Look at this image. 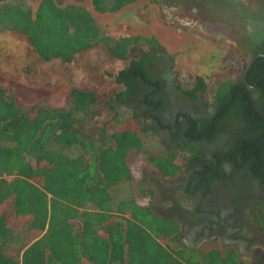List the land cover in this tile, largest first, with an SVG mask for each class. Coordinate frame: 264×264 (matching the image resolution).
Segmentation results:
<instances>
[{
	"label": "trees",
	"instance_id": "16d2710c",
	"mask_svg": "<svg viewBox=\"0 0 264 264\" xmlns=\"http://www.w3.org/2000/svg\"><path fill=\"white\" fill-rule=\"evenodd\" d=\"M7 1L0 0V18L9 23L2 29L24 33L43 61L71 63L98 43H106L107 52L124 61L125 66L109 77L119 87L107 100L111 110L135 109L138 97L143 105L160 108L156 93L161 85L147 68L151 56L142 51L136 59L129 57L131 48L139 44L159 49L155 39L125 37L108 42L82 6L39 0L31 10ZM131 2L91 0V6L94 12L112 13ZM251 70L264 71V59L258 58ZM247 81L253 83L248 77ZM206 84L204 77H195L180 93L197 100ZM234 87L229 100L232 113L254 123L245 138L242 133V146L234 145L252 157L238 163L247 164L264 184V146L256 144L264 134V113L242 90V82ZM258 87L264 89V83ZM96 101L95 93L74 89L62 109L40 105L21 109L13 90L0 88V264H241L234 251L170 247L179 240L181 221L160 214L157 207L137 205L130 191L133 177L126 156L145 145L144 131L137 130L138 115L133 112L127 121L114 116L104 122L96 142L82 138L75 129L77 114H86ZM219 117L213 118L214 125ZM198 139L186 134L180 149L202 153ZM174 160L169 150L148 157L160 178L168 180L181 171ZM231 162L238 166L236 159ZM121 188L127 191L125 198ZM146 192L153 195L148 188ZM260 212L264 231L262 208Z\"/></svg>",
	"mask_w": 264,
	"mask_h": 264
},
{
	"label": "flooded vegetation",
	"instance_id": "af4514ba",
	"mask_svg": "<svg viewBox=\"0 0 264 264\" xmlns=\"http://www.w3.org/2000/svg\"><path fill=\"white\" fill-rule=\"evenodd\" d=\"M150 4L159 10L161 5L173 7L172 11L182 19L211 32L212 44H219L218 49L229 48L235 58L245 63L240 70H230L236 72L234 75L207 82L204 93L193 100L177 90L171 57L160 48L148 49L145 45L148 57L151 56L147 68L161 85L156 93L161 103L154 110L140 103L138 97L134 105L158 134L164 151L169 150L184 166L174 179H166L167 184L158 183L161 198L172 204L164 213L175 216L183 224L181 237L186 241V248L195 250L198 246L195 244L215 241L227 252L234 251L239 261L261 264L264 231L260 218L254 214L256 208L264 212V184L256 179L247 164L238 163L243 157H252V153L234 149L236 143L242 146V133L245 138V134L252 132L254 123L237 118L229 100L234 86L242 82V90L264 113V89L258 87L264 83L261 75L264 71L251 70L258 58L264 59V0H148ZM171 26L186 31L192 28L188 23ZM207 95L209 101L202 97ZM218 116L214 125L213 118ZM191 123L195 124L193 129ZM186 134L200 136L196 145L202 153L180 149ZM256 144L264 146V134ZM233 158L237 160V167L231 162ZM239 176L248 181L246 190L237 189L235 181ZM179 177L183 179L179 181ZM236 194L240 197H235ZM247 209L252 210L253 217L247 214Z\"/></svg>",
	"mask_w": 264,
	"mask_h": 264
},
{
	"label": "rangeland",
	"instance_id": "374dc122",
	"mask_svg": "<svg viewBox=\"0 0 264 264\" xmlns=\"http://www.w3.org/2000/svg\"><path fill=\"white\" fill-rule=\"evenodd\" d=\"M38 1L8 0L6 3L13 6L21 4L24 8L34 10ZM57 3L61 5L71 3L89 11L99 28L100 35L106 37L108 42L125 37L155 39L160 49L172 59V69L179 92L181 89L189 88L195 77H204L207 82L213 83L217 78L234 75L236 72L230 70L235 68L237 71L245 65L244 60L235 58L234 52L229 48H224L227 51L218 49L219 44H212L211 32L203 30L191 20L182 19L172 11L173 7L161 5L159 10L156 5H148V0H132L130 4L116 12L97 13L92 9L91 0H58ZM185 23L192 28L186 31L171 26ZM7 24L0 18V88L12 89L16 103L21 109L39 105L62 109L68 105L70 93L74 89L95 93L96 103L86 114L78 113L75 123V129L81 137L90 142L100 140L99 128L114 116L119 121H127L133 112L138 115L137 130L140 133L144 131L145 145L141 151L133 149L126 156V164L133 177L130 191L137 205L157 207L160 214L164 215L172 204L161 198L158 183L164 185L168 181L161 179L157 170L148 162L149 156H159L164 151L158 134L151 129V124L138 109L136 110L135 105H133L135 109L117 107L116 112L107 106L109 97L119 89L109 77L125 66L124 61L112 57L107 52L106 43H98L76 55L71 63L65 64L59 60L45 62L35 53L24 33L2 29L8 28ZM10 25L14 26L11 23ZM146 50L145 45L139 44L131 48L129 57L136 59L140 52ZM202 97L209 101L208 95ZM175 163L182 171L184 168L182 160L177 158ZM180 177L179 181L183 179ZM235 183L237 189L243 191L246 190L248 181L245 177L239 176ZM147 188L153 191V195L147 194ZM121 191H124L123 188ZM123 195L125 198L127 191H124ZM235 197L240 195L236 194ZM179 203L185 205L184 202ZM251 209H247V214L253 217L250 214ZM260 213L256 208L254 215L258 219ZM181 225L179 240L177 243H170V247H186V241L181 237L183 224ZM195 245H198L195 250L201 252L210 248L228 251L215 241ZM240 263L250 264L249 260Z\"/></svg>",
	"mask_w": 264,
	"mask_h": 264
},
{
	"label": "crops",
	"instance_id": "0c3cea01",
	"mask_svg": "<svg viewBox=\"0 0 264 264\" xmlns=\"http://www.w3.org/2000/svg\"><path fill=\"white\" fill-rule=\"evenodd\" d=\"M116 215H119V214H116Z\"/></svg>",
	"mask_w": 264,
	"mask_h": 264
}]
</instances>
